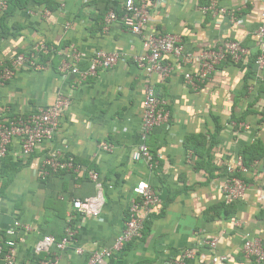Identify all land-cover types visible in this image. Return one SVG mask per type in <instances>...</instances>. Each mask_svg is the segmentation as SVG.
Returning a JSON list of instances; mask_svg holds the SVG:
<instances>
[{"label": "crops", "instance_id": "0c3cea01", "mask_svg": "<svg viewBox=\"0 0 264 264\" xmlns=\"http://www.w3.org/2000/svg\"><path fill=\"white\" fill-rule=\"evenodd\" d=\"M53 1L59 5L55 12L36 3L28 10L32 14L22 12L11 20L10 25L22 29L0 39V62L37 44L63 54L76 46L86 57L80 62L82 70L97 50L118 52L127 61L78 84L74 76L59 73L57 54L43 62V70L22 69L0 88V109L9 115L51 106L60 94L72 98L53 140L29 158L14 143L8 156L12 165L4 167L13 179L4 184L0 176V236L16 221L30 228L17 232L16 264H86L90 254L112 247L126 227L137 197L134 188L141 181L152 186L161 204L149 218L144 237L126 244L104 264H173L188 249L197 257L187 264H199L200 259L206 264H254L243 254V245L249 238L264 243V70H251L249 63L261 51L256 32L263 22L264 0H156L146 31L179 35L186 52L217 47L227 39L241 42L250 52L245 63L222 62L198 90L184 80L195 65L171 54L164 57L173 68L167 79L148 77L138 68L132 58L143 52L142 39L120 21L104 31L106 0ZM212 3L217 10H205ZM149 85L170 112L168 126L155 128L145 141L159 156L154 170L143 159L132 158L143 143V100ZM203 140L206 145L196 154L189 149ZM104 145L112 149L104 150ZM252 147L261 156L243 174L245 197L227 209L221 185L241 153ZM51 151L73 158L84 171L42 181L39 168ZM89 171L99 174L106 200L97 218L72 207L74 199L96 194ZM70 215L76 235L69 246L37 253L36 245L46 236L57 241L64 237ZM212 239L217 240L215 248L207 243Z\"/></svg>", "mask_w": 264, "mask_h": 264}, {"label": "built area", "instance_id": "2783aa9c", "mask_svg": "<svg viewBox=\"0 0 264 264\" xmlns=\"http://www.w3.org/2000/svg\"><path fill=\"white\" fill-rule=\"evenodd\" d=\"M112 4L120 6L122 15L112 7L104 19V31L108 32L113 23L120 21L130 32L141 37L143 42V52L133 56V61L138 68L143 70L148 77L158 74L163 78H169L173 73V68L165 63L164 57L173 55L185 64L195 65V70L187 72L184 76L186 83L194 90H198L210 79L217 67L225 61L234 64L245 63L250 56L248 48L236 40H225L217 47L207 48L198 53L186 52L182 39L176 34H156L146 31L147 26L153 18V10L156 7V0H108ZM9 0H0V13L8 9ZM205 10L216 11V5L212 3ZM218 11L225 13L224 9ZM32 14V11H28ZM49 15L50 11L45 10ZM69 27L67 24L66 28ZM260 53L256 57L255 66L257 72L264 70V16L263 22L257 29ZM54 51L46 44H37L27 52L15 51L9 62H0V88L10 82L22 69L40 71L44 69L41 62L42 54H49ZM60 56L58 66L59 73L64 76L72 75L78 84H83L89 78L97 76L100 71L114 68L120 62H126L127 58L118 52H107L104 50L95 51L88 62L85 70L80 68V62L84 60L83 54L76 46H70L69 53H57ZM72 104L70 95L60 94L56 102L51 106L39 107L29 114L9 115L0 109V161L7 157L14 143H18L21 155L25 158L31 157L43 144L51 142L60 127L63 116L69 111ZM170 112L166 103L161 100L155 91L154 86L149 85L145 89L143 100V119L141 143L133 152V160H144L150 170H154L159 165V156L154 155L149 146L145 143L148 135L157 127L168 126ZM104 150L110 151L112 146L104 145ZM192 158V152L189 154ZM189 159V160H190ZM61 170L82 173L84 170L77 165L73 158H64L60 151H51L46 154L39 168V178L45 180L52 172ZM248 168L239 157L236 161L235 169L221 185V192L225 197L226 204H233L242 200L247 191L246 182L236 176V173L245 174ZM89 178L96 184V194L86 199H74L73 210L81 214L99 217L105 207V196L103 186L99 181V174L96 171L88 172ZM137 197L132 201L130 207V217L122 233L116 238L115 243L110 248H105L90 254L86 264H104L117 252H120L126 244L133 240L143 238L146 221L151 217L156 207L161 204L160 196L152 186L145 181H141L134 188ZM73 215L68 218V226L64 237L57 241L54 236H46L36 245L37 253H49L52 246H56L60 251H64L71 241L74 240L76 231L73 227ZM29 231L28 226L16 221L14 226L5 232V236H0V262L1 264L17 263V232L18 230ZM215 248L216 239L207 241ZM76 252L84 254L82 248H77ZM243 254L254 264H264V243L259 238H249L244 242ZM197 257L195 250H185L180 258L174 260L173 264H187V261ZM199 264H206L200 259Z\"/></svg>", "mask_w": 264, "mask_h": 264}, {"label": "trees", "instance_id": "16d2710c", "mask_svg": "<svg viewBox=\"0 0 264 264\" xmlns=\"http://www.w3.org/2000/svg\"><path fill=\"white\" fill-rule=\"evenodd\" d=\"M36 3L38 5H40V6H43V5L46 6L52 12H55L58 9V6H59L58 3L53 1V0H9L8 9L5 12L0 13V39H4L5 37H9V36L14 35L15 33L12 32V29H14V28L15 29L18 28L19 30L22 29V27H20V26H18V27L15 26L14 27V25H10L11 20L13 18L17 17L22 12H26L29 9L33 8V4H36ZM112 7H114L117 10V12H118V14L120 16L122 15V11L120 10V6L119 5L112 4L108 0H106L105 1V13H104V18H103L102 28L104 27L105 16H106L108 11ZM31 49L32 48H30V50ZM20 52H24V51L21 50ZM55 56L57 57V52L56 51H52L49 54H42L41 62H44L47 59H52V58L54 59ZM255 61H256V58H254L251 61V63H249V68L251 70H253V68L255 66ZM219 130H220V128H218L216 133L212 136L213 142H214V137L217 135ZM205 145H206V141L200 142L199 146H197V147L196 146H189V149H191V151L196 154L198 151H200L199 147L204 148ZM8 156H9V154L7 155L6 158H4L3 160L0 161V176L5 179L4 180V184L6 183V181L13 179V177L12 176L10 177V175L8 174V172H6V169H5L7 164L12 165L10 157H8ZM260 156L261 155H260L257 147L247 148L246 150H244L241 153V158L243 160V163L248 169H251V166H252L253 162L255 160H257ZM15 172L16 171H14V173ZM68 173H70L73 176H75L74 172L72 170H70V171L61 170L59 172H52L49 176H47V178L45 180L46 181H50L54 177H57V176L63 175V174H68ZM236 176L241 177L245 181V179L243 177V174L236 173ZM45 180H42V181H45ZM227 205L228 204H225L224 206L228 209L229 206H227ZM229 205H232V204H229ZM148 222H149V219L145 223L143 237H144V235L146 233V229L148 227ZM67 226H68V222L66 224V228H67ZM66 228H65V230H66ZM135 241H137V240H133L130 243L135 242ZM130 243H128V244H130ZM0 264H1V262H0Z\"/></svg>", "mask_w": 264, "mask_h": 264}]
</instances>
